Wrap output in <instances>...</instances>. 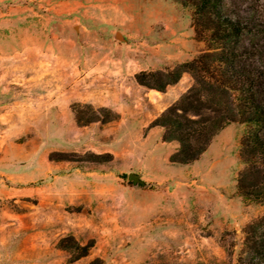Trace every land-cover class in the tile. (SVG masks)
Instances as JSON below:
<instances>
[{"label": "rangeland", "instance_id": "obj_1", "mask_svg": "<svg viewBox=\"0 0 264 264\" xmlns=\"http://www.w3.org/2000/svg\"><path fill=\"white\" fill-rule=\"evenodd\" d=\"M223 5L256 29L246 39L255 55L242 60L264 61V0ZM192 12L178 0H0V264H237L246 255L243 229L264 217V204L237 190L251 127L228 123L197 160L171 163L178 142L149 120L161 91L134 78L207 50ZM192 85L184 72L163 91L177 100ZM89 106L117 117L91 121L105 112ZM65 237L92 246L76 257Z\"/></svg>", "mask_w": 264, "mask_h": 264}, {"label": "trees", "instance_id": "obj_2", "mask_svg": "<svg viewBox=\"0 0 264 264\" xmlns=\"http://www.w3.org/2000/svg\"><path fill=\"white\" fill-rule=\"evenodd\" d=\"M178 1L192 7L195 34L206 42L207 50L167 70L135 73L137 83L160 91L177 82L184 72L193 78V85L151 125L164 129V141L178 142L169 161L184 165L197 160L213 136L228 123L248 124L251 129L240 140L239 154L245 167L238 175L237 190L242 198L264 204V61L253 65L242 60L245 55H255L249 51L246 39L256 34V29L229 16L223 0ZM89 108L92 112H105L102 118L94 112L91 121L117 117L103 107ZM243 232L247 251L237 264H264V217L248 223ZM59 243L76 251V257L87 254L92 246L80 245L72 237L61 238Z\"/></svg>", "mask_w": 264, "mask_h": 264}, {"label": "crops", "instance_id": "obj_3", "mask_svg": "<svg viewBox=\"0 0 264 264\" xmlns=\"http://www.w3.org/2000/svg\"><path fill=\"white\" fill-rule=\"evenodd\" d=\"M140 87H145V86H143V85H140V84H138ZM147 88V87H146ZM153 88H148V90H152ZM148 93V92H147ZM161 93V95H159V96H154L155 98V101H156V106H157V108L155 109V111L153 112V113H150V119L149 120H152L153 118H155V117H157L169 104H171L174 100H176V98L178 97V96H175V95H172V96H168V91H161L160 92ZM125 99L127 100V99H129V97H125ZM143 99H147V97L146 96H144V98ZM112 107H114V109H116L118 112H119V106L117 107L116 106V104L115 105H112ZM156 127H158V126H155V128ZM154 128V129H155ZM152 129V128H151ZM156 129H158L157 130V133L158 134H160V132H158V131H161L159 128H156ZM160 144H159V142H158V144H156V150H158V147H160L159 146ZM210 146H211V144H209V147L208 148H210ZM207 148V149H208ZM176 150H177V148H176ZM175 150V151H176ZM174 151V152H175ZM173 153V152H172ZM171 153V154H172ZM170 154V155H171ZM152 154L150 155V160H148V162L149 163H151V164H153L154 163V157L152 156ZM157 156V155H156ZM139 178H140V176H139ZM142 182H143V180H142ZM144 183V182H143ZM133 184H134V182H133ZM222 216H223V218H224V221L225 220H227V219H230V216L229 215H227L226 214V212L225 211H222L221 213H220ZM224 227V226H223ZM227 227H229V226H227ZM199 236H200V234H199ZM217 255L219 256V260H221V259H223L224 257H225V253H224V250H222V249H219V250H217Z\"/></svg>", "mask_w": 264, "mask_h": 264}, {"label": "water", "instance_id": "obj_4", "mask_svg": "<svg viewBox=\"0 0 264 264\" xmlns=\"http://www.w3.org/2000/svg\"><path fill=\"white\" fill-rule=\"evenodd\" d=\"M129 179H131L134 183H143L137 174L131 173L129 174Z\"/></svg>", "mask_w": 264, "mask_h": 264}]
</instances>
